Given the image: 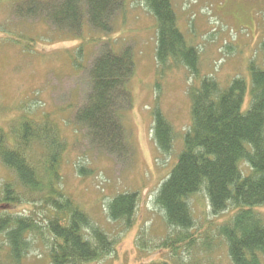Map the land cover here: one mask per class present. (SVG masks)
I'll use <instances>...</instances> for the list:
<instances>
[{"label":"trees","instance_id":"obj_1","mask_svg":"<svg viewBox=\"0 0 264 264\" xmlns=\"http://www.w3.org/2000/svg\"><path fill=\"white\" fill-rule=\"evenodd\" d=\"M15 2L21 15H40L74 33L83 32L85 19L96 30L111 33L112 19L126 0ZM144 2L157 19V80L181 66L192 77L187 89L192 123L156 197L171 230L165 238L148 244L169 249L174 261L148 264H264V213L260 209L264 205V63L250 64L252 96L244 109L247 79L236 76L223 86L214 75L205 74L200 67V49L182 30L172 1ZM90 40L103 42L86 63L84 46L77 50L80 60L74 64L79 71L88 72L90 89L74 116L96 148L131 157L133 145L126 118L133 106L128 87L135 71L133 53L128 47L116 51L108 38ZM262 49L264 58V41ZM33 100L20 105L22 118L7 127L0 125V160L13 175L0 184V264H21L36 241L47 247L51 264L105 260L115 253L117 238L65 191L61 169L67 138L52 113L37 115L38 103ZM158 105L153 112V138L158 148L170 155L177 132ZM77 169L83 177L93 172L90 164L79 163ZM201 191L209 198L212 215L235 209L230 219L213 229L217 244L225 247L218 261L211 233L194 231L197 218L191 197ZM138 199L137 191L118 193L108 202V215L113 221H122L123 228L131 227ZM11 206L24 208L19 212Z\"/></svg>","mask_w":264,"mask_h":264},{"label":"rangeland","instance_id":"obj_2","mask_svg":"<svg viewBox=\"0 0 264 264\" xmlns=\"http://www.w3.org/2000/svg\"><path fill=\"white\" fill-rule=\"evenodd\" d=\"M171 1L182 30L200 49L202 71L214 75L223 86L236 76L247 79L246 109L252 96L250 64L264 63V0ZM15 3V0L0 1V125L7 127L22 118L20 105L28 103L30 98H34L33 104L38 103L37 115L50 112L61 122L68 143L61 169L64 189L98 225L117 238L114 254L88 264L173 262L169 249L152 248L148 244L165 238L171 230L156 197L177 161L183 137L192 123L187 92L192 77L181 66L169 69L158 81L156 17L144 0H126L123 9L112 19L111 33L96 30L85 19L80 34L60 28L40 15L23 16L16 12ZM93 37L108 38L116 51L128 47L133 53L135 71L128 83L133 106L126 118L133 145L131 157L111 155L96 148L74 116L90 89L88 72L79 71L74 61L80 60L76 55L82 46L84 63L99 52L103 41H89ZM31 39L34 42L29 47ZM25 43H28L26 49ZM157 105L177 132L170 155H165L153 138V112ZM79 163L90 164L92 174L81 176ZM12 177L0 160V184ZM127 191H137L139 199L134 223L125 229L122 221L110 218L107 206L115 195ZM191 204L197 218L194 231L211 233L218 261L224 256L225 247L217 244L213 229L230 219L235 209L218 217L212 215L204 191L192 196ZM11 208L22 212L24 206ZM260 209L264 213V205ZM21 264H51L47 247L41 241L34 242Z\"/></svg>","mask_w":264,"mask_h":264},{"label":"bare ground","instance_id":"obj_3","mask_svg":"<svg viewBox=\"0 0 264 264\" xmlns=\"http://www.w3.org/2000/svg\"><path fill=\"white\" fill-rule=\"evenodd\" d=\"M193 207V206H192Z\"/></svg>","mask_w":264,"mask_h":264}]
</instances>
